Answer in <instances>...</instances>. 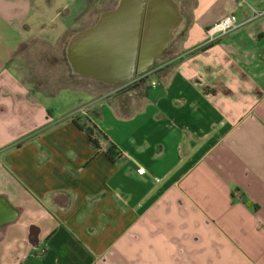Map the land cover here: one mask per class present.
Here are the masks:
<instances>
[{
    "label": "crops",
    "instance_id": "crops-1",
    "mask_svg": "<svg viewBox=\"0 0 264 264\" xmlns=\"http://www.w3.org/2000/svg\"><path fill=\"white\" fill-rule=\"evenodd\" d=\"M122 1L0 0V196L18 210L0 223V264H264V0H247L262 12L250 21L238 0L183 3L132 85L109 40ZM231 12L239 26L201 47ZM36 42L79 84L24 81ZM65 91L79 101L57 109ZM75 121L102 130L100 147Z\"/></svg>",
    "mask_w": 264,
    "mask_h": 264
},
{
    "label": "water",
    "instance_id": "water-1",
    "mask_svg": "<svg viewBox=\"0 0 264 264\" xmlns=\"http://www.w3.org/2000/svg\"><path fill=\"white\" fill-rule=\"evenodd\" d=\"M119 7L127 8V12H120L125 24L120 20L109 40L116 53L120 50L129 53L127 66L137 68V78L133 75L123 82L141 84L150 77L156 60L163 58L169 49L173 32L181 21L179 6L174 0H130L122 1ZM17 215L18 210L0 196V223Z\"/></svg>",
    "mask_w": 264,
    "mask_h": 264
},
{
    "label": "rangeland",
    "instance_id": "rangeland-1",
    "mask_svg": "<svg viewBox=\"0 0 264 264\" xmlns=\"http://www.w3.org/2000/svg\"><path fill=\"white\" fill-rule=\"evenodd\" d=\"M174 1L178 3L180 12L182 11L183 8L182 5H184L183 3L187 2V4L189 5L191 4V0H174ZM45 30L54 32L53 27H50L48 29H46L45 27ZM39 31H42V29L38 30V32ZM20 56H21L20 63H22L20 65H23L22 78L24 81L28 82L31 85V87L35 89L44 88V86H47V89L48 90L51 89V91L53 92L58 87L63 85L75 86V84H79V81L76 79L59 77L58 57L56 52L54 51V49H51L47 46H43L41 42L38 43L36 42L32 44ZM53 57H56L55 60ZM134 83L135 82H133L132 84ZM121 89L122 87L120 88L117 87L116 92H118ZM49 101L51 104L54 105V107H57V109L59 108L62 109V108H70L74 106L75 103H78L79 98H75L73 94L65 91L63 93H58L55 97H52ZM132 104L134 107H138L139 102L132 101ZM121 107L122 106L120 105V108ZM76 112L82 114L86 112V108L84 107L83 109H78ZM28 206L29 204L24 205L26 210Z\"/></svg>",
    "mask_w": 264,
    "mask_h": 264
},
{
    "label": "built area",
    "instance_id": "built-area-1",
    "mask_svg": "<svg viewBox=\"0 0 264 264\" xmlns=\"http://www.w3.org/2000/svg\"><path fill=\"white\" fill-rule=\"evenodd\" d=\"M239 5H247L251 10V13L246 17V21H250L254 18L259 17L262 12L258 11L253 7L247 0H238ZM239 26V19L235 12H231L218 21L214 22L207 30L206 37L201 45L205 47L230 31L236 29ZM137 172L141 175L146 173V168L144 166H139Z\"/></svg>",
    "mask_w": 264,
    "mask_h": 264
},
{
    "label": "trees",
    "instance_id": "trees-1",
    "mask_svg": "<svg viewBox=\"0 0 264 264\" xmlns=\"http://www.w3.org/2000/svg\"><path fill=\"white\" fill-rule=\"evenodd\" d=\"M78 126L87 133L91 142L97 147H100L99 138L100 137L106 138V135L102 132V130L99 129V127L96 124H91L89 126L78 124ZM106 154L113 160L122 156V152L120 150L118 151V147L112 141L109 143V147L106 151ZM247 203L250 204L249 202Z\"/></svg>",
    "mask_w": 264,
    "mask_h": 264
},
{
    "label": "flooded vegetation",
    "instance_id": "flooded-vegetation-1",
    "mask_svg": "<svg viewBox=\"0 0 264 264\" xmlns=\"http://www.w3.org/2000/svg\"><path fill=\"white\" fill-rule=\"evenodd\" d=\"M134 84H136V82Z\"/></svg>",
    "mask_w": 264,
    "mask_h": 264
}]
</instances>
